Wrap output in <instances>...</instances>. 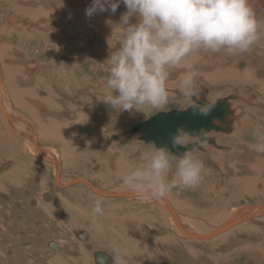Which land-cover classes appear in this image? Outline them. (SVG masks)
Here are the masks:
<instances>
[{
	"label": "rangeland",
	"instance_id": "374dc122",
	"mask_svg": "<svg viewBox=\"0 0 264 264\" xmlns=\"http://www.w3.org/2000/svg\"><path fill=\"white\" fill-rule=\"evenodd\" d=\"M74 1L78 3L77 0ZM52 2L53 1L49 2L46 6L51 12H54ZM125 11V6L121 4L117 12L115 13L116 16L114 14H111L110 12H104L100 14L101 18L96 21L98 14H94L92 17H88L86 16V8H84V10L81 12L82 19H74L75 17L71 16V19L63 21L61 25L62 27L60 28L58 26V21H48V18L45 17L46 12H48L47 10L46 12L42 11V13H36L37 15H31L32 17H37L32 18V21H30L25 16L15 14L12 11H6L0 6V30L3 29L7 33V30H9L10 28L16 29L18 26H25L29 27L32 32L31 35H23L22 39H17L16 34H7L0 36V40L3 44L2 47L7 50L11 48L8 50V54L12 55L13 60V55L16 53L17 58L20 57V60L22 58L25 59L22 66L25 67V77L30 82V84L28 83V86L31 88H36H33L30 92H28L29 99L32 96L31 99L33 101H31V104L33 107L26 106L29 102L26 97L25 102H22L21 106L18 109H13L12 112L17 114V116L21 118L23 122L28 123V128L29 126H31V130L33 131V133H35L36 136L38 149L41 150V152L45 151L51 154L56 159H51V163H48L38 159L37 157H35V155L32 156L29 153H23L24 155L22 156L25 161L29 160L34 162L35 164H33V166L31 167L26 168L25 171L22 172L23 179H26L27 181V183L26 181L24 182L26 183V186H21V183L19 184L17 182L19 184L18 187H13L16 191L10 193L8 190L9 196H4L8 199V201L6 200L5 202V205H7L8 208L7 206H2L1 209H4L6 212L0 210V264H12V262L9 263L8 258L14 257L19 253L26 255L30 252L29 255H32V252L34 251L33 246L38 247L37 250L34 251V253H36L35 256H37L38 258L34 261H31L30 258L24 257L25 261L30 262H26V264H50L54 259H56L55 264H77L78 261H80L81 264H85V262L89 261L87 257H90L92 253L96 251L105 252L114 259L112 243L116 242L119 246L123 245L124 243L122 241L124 238V232L125 236H128L130 238L131 245L128 249H126L128 253L125 250L122 251L123 249H121V252L125 253L124 255L126 259L129 260V264H151L152 262L155 264H201L203 262L205 263V261H203L204 258H199L203 256H207L206 258H210V261L216 263V257H214L215 253H213L212 250L210 251V248L208 249L207 247V243L211 239L197 240L194 238H181L179 236H175L177 241L180 243L191 244V246L195 248L198 244L204 246L205 249L207 247L206 250L202 249V252L201 250L195 248H189L192 251L195 250V252H201L195 259L197 261H193L189 258L186 259L190 255L185 252V255L181 254L179 256L187 255L186 257H175L176 253H171V250L168 249L166 245H161L160 241H157L159 242L160 247L156 244L157 247L155 246V248H153V250L151 251H147L146 246H142L143 244H148V246L154 247L149 241L150 238L155 240L160 237L162 238L163 235H165H161V233L166 230L164 229L165 227L161 226L163 225L162 220L159 221L157 219L161 218L160 216L156 215V213L159 211L158 203L156 205V201H151V203L142 201L140 202V200L138 199L132 201L130 199L126 201L119 199L114 200L112 198H103L99 195H95V193H92L89 188L82 184L74 185L70 188L61 187L75 179L83 178L88 180L90 183H92L93 186L103 192H111L120 189L124 185L122 184V180L120 179L121 176L116 175V171L118 173L120 170H125V168H129L131 170L140 166L143 162L141 160L138 161L139 152L150 150V145L140 141L137 137V134H130V129L132 128V126L145 121L150 116L158 112H166L172 109L184 110L188 107L186 104H181L173 101L164 111H158L148 114L138 113L135 114L137 116L134 115L133 117H131V120H129V118L125 119L122 117L123 115L129 114L128 112L116 113V115L114 116L115 112L112 109L109 110L110 107L101 101L102 97L107 92L104 82L106 81L108 76L106 67L102 63L109 55V47L111 48L114 42H118V36L115 35L116 39L112 36V40L109 41L108 45V40L104 37L102 38V34L100 33L101 30H98V27L94 29L95 35L94 32L88 27L90 24H92L93 27H95L97 24H101L104 26V23L109 25L113 23L115 18L119 23L120 16ZM39 14L41 17L39 16ZM9 18H15V22L13 24L10 23ZM109 19H113V21L111 22V20ZM79 20L81 22L79 24V27L85 24V28L83 29H85L86 32H83L81 28L78 31L74 30L75 34L74 36H71V38H80V35L81 37L85 36L88 42L86 44L87 49H89L91 44L89 43L88 38L91 37L90 40L94 42V39L96 37L99 41V46L97 50L93 48V53L90 51H82L77 59L75 58V56H73L72 53L66 51L65 48L61 49L58 52L53 49L50 42L47 43V41L53 40V36L50 30L45 31L43 29L46 25L56 28V34H60L65 30L66 27L71 26V22ZM36 27L41 28V31H36ZM115 32H119V29H117ZM37 35L41 38H36ZM24 36H26L29 40L31 39V41L25 40ZM78 50L79 48H75V51ZM251 53L256 54L254 52ZM243 55L248 60L242 57L244 58L242 59L244 61V66L240 69L238 68V71L244 70L247 67L245 62L250 61V58L252 57L250 53H244ZM48 56H51V58H49ZM62 56L69 61H79L82 58L84 60H87V58H90V60L97 62L95 66L96 68L99 67L98 70L103 67L104 71L99 70L98 75H94L91 73L92 70H87V66H84L79 70L75 69V71L74 69H71V67H68L66 65L65 59L62 58ZM221 57L222 55L219 57L217 56L216 58L220 60ZM198 58L203 59L202 55L196 58V63H203V60L200 61L198 60ZM231 58L235 59L234 57ZM253 59L257 58L253 57ZM58 60L60 63L58 62ZM259 62V65L263 67L264 63H262L261 61ZM4 64L5 62H3V60H0V73H2V77L0 78V95L2 96V98H10L12 100L11 95L6 90L7 85L5 84V82L7 81V79L5 77V74L3 73L5 72L4 70L6 68V66L4 67ZM61 65H65V69ZM27 67H30V70ZM32 69L34 70L33 72H31ZM86 70L88 75L85 74ZM19 72L21 73V70ZM179 72L180 71L178 70H173V73L176 74V76L170 81H176L177 79H179ZM87 76L89 78V82H87L85 79V77ZM66 77L68 78V80ZM262 78L263 77L257 79ZM200 82L201 81H199L198 84ZM69 88H71L73 91L70 90L68 92ZM169 89L178 91V89H172L170 88V86ZM33 91L34 94L32 93ZM205 91L206 92L203 93L202 96L196 97L198 101H201L202 99L212 103L216 99H220L231 94H235L239 98H244L245 100L241 101L239 99L230 102L232 110L235 111L231 132L209 133V137L214 138L217 145L223 148L217 149V147L213 145L206 144L202 148V151L197 153L199 158L204 161L205 167L210 170L209 173L204 176L202 182L194 188L183 190L173 189L169 193V195L174 196L171 198L173 201L178 202L177 205L180 206L181 204L179 203H182L187 207L189 211L194 210L195 212L193 214L191 213L192 218L201 221L207 219L206 221L209 222V224H213L219 217H221V215L227 214L233 210H240L247 206H264V154L257 153L252 148V145L255 143V140L253 138V130L258 126L264 128V100L260 98L258 93H255L254 87L249 88L242 83L231 84L223 81H210L205 84ZM43 93H45L48 97L45 99L46 104L41 101V107L43 108V110H40L38 113V103L36 102L35 98L37 100L39 98L42 99L40 96L43 95ZM2 98L0 97V99ZM246 99L248 100V104L246 103ZM257 101H259V103H256ZM66 102H71L70 107L71 109L73 107L74 108L72 110L65 108L70 105L65 104ZM250 109L255 110L253 112L249 111V113H246V111ZM110 111L112 115L107 116L108 112ZM52 113L53 116H57L60 119H69L70 117H73L75 121H73L74 123H72V133L70 134V136L68 135V137L64 136L65 139L63 140V142L58 140L56 136L52 137L53 135H51L49 139L42 138L41 132L43 131V128L36 118L39 116V114H41V120H44L47 123L50 122L53 118L51 116ZM245 115H248L250 117V120H246L247 122H249V128L244 129V136L237 141V146H235L233 142L229 143V139H225V137H230L234 134V128L236 129L237 127H239V121L241 120L242 116ZM81 116H83V118H81L82 120L80 119ZM0 117L2 120H4V122L5 120L8 121L7 119H3L4 117L2 115H0ZM90 117H93V119H91ZM8 122L12 123L11 120H9ZM108 123H112L113 126H115V129L103 128V125H107ZM235 123L236 125H234ZM87 124L91 125L94 128V134L92 136L77 135V129ZM68 128H70V126H68ZM19 131L23 132V130L21 129ZM11 135L14 134L11 133ZM15 136L20 137L25 142L28 140L29 146L32 147L30 135L29 137H22L18 135ZM0 137L4 142L5 140H8L7 136H3L1 134V128ZM10 145L12 144L10 143L7 146L9 147ZM243 147H246L249 150L248 154L243 153ZM231 151L233 152L232 154H230ZM116 153L119 154V156L117 157L119 158L117 159V162H119V164L115 165L114 167L122 165V168L120 169L117 167L116 171H111L109 166L108 168H106L105 164H107L110 157H112V155L114 156ZM3 155L4 156L0 155V165H2L3 168V170H0V173L4 171V167L5 169L9 167L10 162L16 164L18 158L17 154L9 155L6 152L3 153ZM43 155L45 156L46 154L43 153ZM104 156H106L107 159H105ZM10 157L14 158V161H11ZM63 159L65 161H63ZM132 160H136V162L134 161L135 164ZM5 164L7 166H5ZM55 165L57 167L59 166V187L54 185V179L57 176L58 169ZM174 171L175 168L173 167V169L169 173V176H171ZM6 172L7 171H5L4 173ZM104 175L108 178H105ZM18 177L19 176H17L16 178ZM37 177H39L38 182L36 180ZM4 179H8V176L0 175V186H2ZM105 181L107 182L105 183ZM101 184H108V186L104 188L103 186H101ZM201 189L206 190L207 192L211 191L212 193L209 192L210 194H206V191L200 192ZM44 194H50L51 199L49 201H45L46 199H43ZM204 195H206L207 199H204L202 197ZM78 199H82V205L80 204ZM53 200H55V202ZM96 200L102 201V206L105 214L103 217L93 218L91 215L92 206ZM29 201H32L33 204H30ZM0 202H3L2 199H0ZM51 203H53L54 206L52 205V207H47ZM173 204L174 207H178L175 203ZM116 206H121L119 208V211H121L122 213L126 212L123 217L117 215V213L119 212L118 210H115L114 207ZM174 207V212L178 214L179 209H176ZM129 209L131 210L130 212H128ZM206 211H208L209 213H204ZM63 214H66L64 218L62 217ZM70 216L71 219L69 220ZM90 218L94 224V228L91 224L93 230H91V227H89L91 221ZM104 219H106V224L103 221ZM60 221L68 222L69 225H67V223L59 224ZM145 221H151L153 223V225H151L153 231L157 232L158 230L160 233L154 235H150L149 233L147 234L144 231V226L148 225ZM256 223V225H250V227L248 226V229H251V231L253 229L256 232L258 231V234H256L254 230L252 231V233L255 232L253 243L259 244L257 250L259 251L258 257L260 258H258V260H255V258L257 257L255 256V251H250V254H252L251 256L249 254H238L239 248L237 247L236 242H234L235 249H233L232 251H235L236 253L230 256L231 258L226 259L219 264H264V240H262L264 239V223ZM223 224L224 222L220 224L218 228L223 226ZM96 225L100 228V235L102 237L98 236ZM87 227L90 231L87 230ZM106 227H108V229ZM167 230L169 231L170 229L167 228ZM78 231H84L87 234L88 239L86 243L82 242L81 239L77 237L76 233ZM154 236L156 237L154 238ZM216 237L217 236H215L214 238L217 239ZM246 237L249 238L250 235ZM92 239L94 240V244L97 243L95 246H93L92 244ZM36 241H38V246L33 244ZM50 244H54L59 250L61 246V253H57L59 252L58 250L54 251V248L50 246ZM175 244L178 245L177 242H175ZM99 245H106L112 252L95 248ZM87 246H90V250L92 251H88L86 249ZM50 249H52V251L55 253L54 255L50 251ZM207 253L210 255H208ZM69 254H72L73 257ZM162 254H167V256L164 257L165 255L162 256ZM141 255L146 257V262H140V260H137V257H140ZM176 255L178 256V254ZM66 259L67 261H65ZM232 259H234L235 262H233ZM90 260L91 264H94L91 257ZM15 262L19 261L15 260ZM17 264H23V261H20V263Z\"/></svg>",
	"mask_w": 264,
	"mask_h": 264
},
{
	"label": "clouds",
	"instance_id": "9594fccd",
	"mask_svg": "<svg viewBox=\"0 0 264 264\" xmlns=\"http://www.w3.org/2000/svg\"><path fill=\"white\" fill-rule=\"evenodd\" d=\"M121 4L126 11L115 25L118 42L109 47L102 63L108 76L101 101L116 113L164 111L176 101L186 104L193 117H208L215 104L195 99L201 75L196 58L238 56L264 38V19L258 17L253 0H92L86 16L115 14ZM111 40L112 35L108 45ZM173 70H181L175 93L169 89ZM208 137L206 128L178 126L166 143L151 142L150 150L139 152L143 163L124 173L122 184L142 202L160 201L173 189L198 186L210 171L197 155ZM253 138V150L264 154V128L254 129ZM91 215H104L101 200L95 201ZM112 251L113 264H128L116 242Z\"/></svg>",
	"mask_w": 264,
	"mask_h": 264
},
{
	"label": "bare ground",
	"instance_id": "6f19581e",
	"mask_svg": "<svg viewBox=\"0 0 264 264\" xmlns=\"http://www.w3.org/2000/svg\"><path fill=\"white\" fill-rule=\"evenodd\" d=\"M51 1H53L52 2V6L54 7V12H51L47 8V6H46ZM77 1H78V3H76L74 0H0V6L2 8H4L6 11H12L15 14H20L21 16H25L30 21H32L31 20L32 18L37 17V16L32 17L31 15H33V14L34 15H37L38 13H40V12L42 13V11H45L46 12V10H47L48 12H46L45 17L48 18V21H53V20L58 21L59 22V25L58 26L61 28L62 27L61 25H62L63 21H65L67 19H71L70 18L71 16L75 17L74 19H76V18L82 19L81 18L82 17L81 12L84 10V8H87L88 6H90V4L92 2V0H84V1L77 0ZM86 1H87V3H86ZM253 3H254V7H255V9L257 11L258 17L261 18V19H264V0H253ZM97 14L98 15H97L96 21H98L101 18V15H100L101 13H97ZM114 15L116 16V14H114ZM39 16H40V14H39ZM42 16H43V14H42ZM10 17H12V16H10ZM33 20H36V19H33ZM109 20H111V22L113 21V19H109ZM9 21H10V23L13 24L15 22V18H9ZM80 23H81L80 20L79 21L71 22V26L66 27L65 30L62 31L60 34H56V31H57L56 28H53L52 26L46 25L45 28H43V29L45 31H49L50 30V32H52L51 34L53 36V40L47 41V43L50 42V44H52L51 46L53 47V49L56 50V51H58V52L61 49L65 48L66 51L72 53L73 56H75V58H77V59H78V57H79V55L81 54L82 51H84V52L90 51V52L93 53V48L97 50L98 49V46H99V44H98L99 41L97 40L96 37L94 39V42H92L90 40L91 37L88 38L89 43L91 44L89 49H87V45L86 44L88 42H87V38L85 36H82L81 37V35H80V38H75V39H72L71 38V36H74V34H75L74 30H77L78 31L81 28V30H83V32H86V30L83 29V28H85V24H83V26H80L79 27V24ZM117 24H118V20L115 18L114 21H113V23H111L109 25L106 24V23H104V26L101 25V24H97L95 27H93V25L90 24L88 28H90L94 32V35H95V30L94 29L98 27V30H101L100 33L102 34V38L104 37V38H106L108 40L109 37L112 35L116 39L115 35H117V36L119 35V32H115L118 29L117 27H115V25H117ZM35 29H36V31H39V30L41 31V28H37L36 27ZM7 31L8 32L6 33L3 29H1L0 30V36L7 35V34H9V35L16 34V38L17 39H22L23 35H31V33H32L31 30L29 29V27H25V26H18L16 29L15 28H10ZM261 31L264 32V27L261 28ZM67 32H68V34H67ZM24 37H25L24 38L25 40H29L26 36H24ZM36 38H41V37H38V35H37ZM29 41H31V39ZM20 42H22V41H20ZM19 45H21V44H19ZM2 46H3V44H2V42L0 40V60H3V62H5L4 67L6 66V68L4 70L5 72H3L5 74L6 79H7V81L5 82V84L7 85L6 90L11 95L12 100L10 98H6V99L5 98H2V96L0 95V97L2 98V99H0V110H1L0 112H2L0 115L3 114L6 117V119L8 121L11 120L12 123L11 122H8L6 120H5V122H6L5 123L4 120H2L1 117H0L1 134L3 136L5 135V136L8 137V140H5V142L0 137L1 148L3 150H7L8 152H11V153L16 150V152L13 153V154H17V156H18L16 163L18 165H20V166H23V167H31V166H33V164H35L34 162L29 161V160L25 161V159L23 158L22 155H24L26 153H29L32 156L35 155V157H37L38 159L49 163L50 162L49 160L55 159V158L51 154H49V153H47L45 151H42L41 152V150L38 149L37 143L35 142V139H34L35 133H33V131L31 130V126H29V128H28V123L23 122L22 119L17 116V114H15L13 112H10V111H7V110H9L10 107L19 108L21 106L22 102H25L26 97H27V99L29 101L26 106L31 107L32 106L31 101H33V100L31 99L32 96L29 99L28 92H30L31 89H33L35 87L31 88V87L28 86V83L30 84V82L25 77V69H24L25 67L22 66L25 59L22 58L20 60V57L17 58V53L15 52L16 54L13 55L14 56L13 57L14 60H13L12 59V55L11 54H8V52H9L8 50L11 49V48H9L7 50V49L3 48ZM75 48H79V50L78 51H75ZM48 51H50V50H48ZM251 52H254L256 54H252ZM249 53H250V55L252 57L250 58V61L245 62V64H246L247 67L244 70H241V71L240 70L238 71V68L240 69V68H242L244 66L243 65V62L244 61L242 59H244V58L247 59L246 57H244L243 54L238 55V56H234L235 59H233V58H231L229 56H226V55H222V57H221L222 60L221 59L219 60L218 58H216L217 56L219 57L221 55H215V56L202 55L203 59L202 58L201 59L198 58V60H200V61L203 60V63H200V64L199 63H196L197 61H195L196 67L199 70V72L201 73V75L199 77V81H201V82L198 84L199 89H200V95L199 96H202V94L206 92L205 91V84L207 82H210V81H213V82L223 81V82H228V83H231V84L232 83H235V84H241L242 83V84H244L245 86H247L249 88L254 87L255 88V93H258L259 96H260V98L262 100H264V66L261 67V65H259L260 64L259 61H261L262 63H264V38H262L256 45H254L245 54H249ZM96 56H97V54H96ZM242 57H244V58H242ZM253 57L254 58L256 57L258 60L257 59H253ZM62 58H64V57L62 56ZM59 60H60V58H59ZM59 60H58V62H59ZM65 63H66V65L68 67H71V69H74V70L75 69L79 70L80 68H82L84 66H87V70H92L91 73L94 74V75H98L99 70L100 71L101 70L104 71L103 67H101L98 70L99 67L96 68V66H95V64L97 62L96 61H93V60H90V58H87V60H84L82 58L79 61H71V60L69 61V60H66L65 59ZM61 66L65 69V65L64 66L61 65ZM27 68L30 70V67H27ZM71 69H70V71H71ZM20 70H21V73L19 72ZM87 70L85 71V74L88 75ZM33 71L34 70L32 69L31 72H33ZM178 71H181V70H178ZM175 76H176V74L173 73V77L172 78H174ZM1 77H2V73H0V78ZM261 77H263V78L262 79H257V78H261ZM85 79H86L87 82H89L88 76L85 77ZM67 80H68V78H67ZM0 82H1V79H0ZM169 86L172 89H178L179 90V79H177L176 81H170L169 82ZM73 88H74V86H73ZM209 88H211V87H209ZM70 90H72V89L69 88L68 89V92ZM170 91L173 92V93L178 92L177 90H170ZM210 91H213V90H210ZM32 93L34 94V91ZM29 95H32V94H29ZM40 97L42 99L39 98L37 100L35 98L36 102L38 103V108H37V112L38 113H39L40 110H43V108L41 107L42 106L41 105V101L45 103V99L48 96L45 93H43V95H41ZM195 99L198 100L197 98H195ZM239 99L241 101H244L245 100L244 98H242V99L239 98L235 94H231V95H227L226 97H223V98H220V99H216L212 103L215 104V103H218V102H222L224 100H227V103L229 104L230 109L232 110L231 105H230V102L231 101H236V100H239ZM199 100H200V98H199ZM247 101L248 100L246 99V103H247ZM200 102H203V103L204 102L211 103V102H208V101L202 100V99H201ZM70 103L71 102H66L65 104H70ZM256 103H259V101H257ZM70 106H71V104L68 107H65V108L71 109ZM110 109L111 108H109V110ZM188 109H189V107H187L184 110H177V111L184 112V111H187ZM173 110H176V109H172V110H169V111H166V112H158V113L150 116L145 121L140 122L138 124L145 123V122H147V121H149L151 119L156 118L160 114H167V113H169V112H171ZM254 110L255 109L247 110L246 113H249V111L253 112ZM234 112L235 111L233 110V116H234ZM109 115H112L111 111L108 112L107 116H109ZM115 115H116V112H115L114 116ZM32 116H31V118H32ZM34 116H35V114H34ZM51 116L53 118L51 119L50 122H47V123H46V121L41 120V114H39V116L37 118L35 117L38 120V122L41 125V127L43 128V131L41 132L42 133V138L49 139L50 136L53 135L52 137L56 136L58 140H60V141L63 142V140L65 139L64 136L68 137V135L70 136V134L72 133V130H73L72 123H74L75 121H74L73 117H70L69 119H60L57 116H53V113L51 114ZM96 116H98V115H96ZM135 116H137V115H135ZM122 117L125 118V119H128L129 118V120H131V117H133V115L127 114V115H123ZM81 118H83V116H81L80 119ZM84 118H87V117H84ZM90 118L93 119V117H90ZM3 119H5V118H3ZM53 120H55V121H53ZM79 120H76V121H79ZM246 120H250V117L248 115L242 116L241 120L239 121V124H240L239 127H237L236 129L234 128V134L232 136H230V137H225V139L226 138L229 139V143H232L233 142L234 145L237 146V141L240 140L244 136V134H245L244 129L245 128H249L248 127L249 122H247ZM254 122H256V121H254ZM232 123H233V117H231V122H229L226 125V129H227L228 132H219V133H229V132H231V130H232ZM138 124H135V125H138ZM135 125H133L132 128L130 129V134H137L138 135L137 129L136 130H133V127ZM234 125H236V123ZM68 126H70V128H68ZM103 128H105V129H115V126H113L112 123H108L107 125H103ZM20 129L23 130V132L22 131H19ZM10 132L12 134H14V135H11ZM211 132H213V131H211ZM215 133H218V132H215ZM15 135H20L22 137L23 136L29 137V135H30L31 136L30 141L32 143V147L29 146V141L28 140H27L28 142L27 141L25 142V141H23V139H21L20 137H16ZM137 137H138V139L140 141L144 142L142 139L139 138V136H137ZM218 137H220V136H218ZM218 137H217V140H218ZM210 138H212V137H210ZM214 141H215V139H214ZM10 143L12 145H10L8 147L7 145H9ZM144 143L150 145L149 143H146V142H144ZM215 144L217 146V149H222L223 148L221 146H218L217 143H216V141H215ZM210 145H212V144H210ZM242 150H243V153L244 154H248L249 153V150L246 147H243ZM144 151H146V150H144ZM43 153L46 154V155L44 156ZM232 153L233 152L231 151L230 154H232ZM108 156H110V155H108ZM118 156H119V154H117V153L114 156L112 155V157H110V159L107 162V164H105L106 165V168H108V166H109V168L111 169V171L112 170H115L116 171V168L117 167L121 169L122 168V165H118V166L114 167L115 165L119 164V162H117V159H119V158H117ZM104 157H105V159H107L106 156H104ZM63 161H65V160L63 159ZM132 161L135 164L136 160H132ZM138 161H140V159ZM56 165H59V164H56ZM58 167L56 166V168H58ZM4 169H5V167H4ZM54 171H55V169H54ZM128 171H130V169L129 168H125V170H120L118 173L116 171V175L122 177V175L124 173L128 172ZM104 177L106 178L107 176L104 175ZM121 177H120V179H121ZM106 182L107 181H105V183ZM59 183L60 182H59L58 176H57L56 184L57 185H60ZM101 186H103L104 188H106V186H108V184H101ZM61 187H63V188H70L71 186H67V184H65V185H63ZM90 191L92 193H95V195H99L100 197H103V198H112L114 200L119 199V200H126L127 201V200H130L131 199V201H132V200L137 199L136 195L135 196H131L130 195V193H133V192L130 191L129 189H127L125 186L121 187L120 189L111 191V192H103V191L97 189L96 187H95V190L94 191L91 190V189H90ZM203 191H206V190L201 189L200 192H203ZM209 192H211V191H208L206 194H210ZM125 193H128L129 195L127 197H125V198H122V197L119 196V194H125ZM1 195H3V194L0 193V196ZM171 197H174V196H170L168 194L167 198H165L163 200H160V201H156V205L158 203V208H159V211H160V212L158 211L156 213V215L160 216V218H161V219H159V218H157V219L159 221L162 220L163 225H161V226L165 227L164 229L166 230V231H163L161 233V235L165 234L166 236L163 235L162 238L160 237V238L155 239V240L150 238L149 241L151 242V244L154 247H150V246H148V244L147 245H145V244H143V245L142 244H139V245H142V246H146V250L147 251L148 250H150V251L153 250V248H155L156 244H157V246L160 247L159 242H157V241H160L161 245L164 244V245L167 246L168 249L171 250V253L175 252L176 254H178V256L175 254V257H177V258L178 257H181V258L186 257L187 255L186 256H179L181 254L183 255L184 252H185V253H187V254L190 255L186 259L189 258V259H191L193 261H197V260H195L197 258V255H199L203 250H206L207 247H208V249L210 248V251L212 250L213 253H215V256L214 257H216L215 258L216 263L219 264L220 262H222V261H224L226 259L231 258L230 256H232V255H234L236 253L235 251H232L233 249H235L234 242H236L237 247L239 248L238 254H240V255L249 254L251 256L252 254H250V253L252 251H255L254 252V253H256L255 256H257L255 258V260L256 259L258 260V258H260V257H258L259 251L257 250L259 244L253 243V238L255 236L254 234H255L256 231L253 229L255 232L252 233L253 230L251 231V229H248V226L250 227V225H256L257 224L256 222H258L259 224L264 223V206H256V207H249V206H247V207H244V208H242L240 210H233V211H231V212H229L227 214L221 215V217H219L217 219V221L214 222L215 224L214 223L213 224H211V223L209 224V222L206 221L207 219L201 221V220H198V219L196 220V219L192 218L191 215L195 211L193 209H192L193 211H189L187 209V207L184 204H182V203H179V204H181L180 206L177 205L178 202L177 201H173ZM202 197L204 199H207L206 195H204ZM53 201L55 202V200H53ZM78 201L80 202L81 205L83 204L81 202L82 199H78ZM149 202H151V201H149ZM173 203H175L178 207H174V204ZM52 205L54 206V204L51 203L47 207H52ZM2 206H7V205L0 204V210L1 211L2 210L5 211L4 209H1ZM120 207L121 206H116L114 208H115V210H118L119 213H122L121 211H119V208ZM173 207L176 208V209L177 208L179 209L178 214H176L174 212ZM130 211L131 210L129 209L128 212H130ZM119 213H117V215L118 216H121V217H123L126 214V212H124L122 214H119ZM204 213H209V212L206 211ZM65 215L63 214L62 217L64 218ZM103 216H101V217H103ZM197 216H199V215H197ZM262 216H263V218H262ZM70 219H71V216H70L69 220ZM90 220H91V218H90ZM208 220H210V219H208ZM103 221L106 224V219H104ZM253 221H255V222H253ZM259 221H261V222H259ZM80 222H82V221H80ZM145 222L148 224L147 226H144L145 227L144 228V231L147 234L149 233L150 235L151 234L154 235V234L160 233L158 230H157V232L153 231V228L151 227V225H153V223L151 221H145ZM223 222H224L223 226H221L220 228H218V226H220V224H222ZM61 223H67V225H69L68 222H61L60 221L59 224H61ZM91 224H92V226L94 228V224H93L92 220L90 221V226L89 227H91L90 229L93 230ZM228 225H230V226L233 225V226L230 227L229 230L228 229L225 230L226 232L225 231H223V232H219L218 231V229H221L224 226H228ZM75 228H78V227H75ZM96 228L98 230L97 231L98 232V236L102 237L100 235V228L97 227V225H96ZM106 228L108 229V227H106ZM167 228H169L170 230L168 231ZM0 230H1V227H0ZM87 230H89L88 227H87ZM257 232H256V234H258ZM213 234L215 236H217L216 237L217 239L214 238L215 236L212 237ZM260 234H261V232H260ZM76 235H77V237H79V239H81L82 242H85V243L87 242V239H88L87 238V234L84 231H78L76 233ZM248 235H250L249 238L246 237ZM175 236H179L181 238H184V237L185 238H194V239H197V240H209V239H211V240H209V242L207 243L206 249H205L204 246L199 245V244L195 248V247H192L191 244H186V243H180V242H178ZM155 237L156 236H154V238ZM262 240H264V239H262ZM122 242L124 244L123 245H120V249H123L122 251L125 250L127 252L126 249H128L131 244H130V238L128 236H125V232H124V238H123V241ZM175 242H177L178 245H176ZM33 244L36 245V246L39 245L38 244V241L34 242ZM92 244H93V246H95L97 243L94 244V240H93L92 241ZM50 246H52L53 248L56 249V246L54 244H50ZM181 246L184 247L185 249L182 248ZM37 248L38 247L33 246L34 251H36ZM69 248H71V247H69ZM95 248L102 249L103 251L112 252L106 245L105 246L99 245L98 247H95ZM172 248H175V249H172ZM189 248H195V249L201 250V252L200 251L195 252V250L192 251ZM86 249L88 251H90L91 248H90V246H87ZM229 249H231V250H229ZM34 251L32 252V255H29L30 252H29V254H26V255L19 253V254H17L14 257L8 258L9 259V263L12 262V264H14V263L17 264V263H20V261L21 262L23 261V264H26V262H29V261H25L24 260V257H28V258L31 259V261H34L35 259L38 258L37 256H35L36 253H34ZM123 254H125V253H123ZM69 255L72 256V254H69ZM164 255L165 254H162V256H164ZM208 255H210V254H208ZM95 256L107 257L108 258V263L109 264H113V258H111V256L109 254L105 253V252L96 251V252H93L92 253L93 263L94 264H97L96 263ZM166 256H167V254L164 257H166ZM103 257H101L102 261H104V258ZM206 257L207 256H205V257L204 256L203 257H199L201 259L204 258L203 261H205V263L203 262L201 264H213V263L216 264L215 262L210 261V258H206ZM167 259H168V257H167ZM15 260H17L19 262H15ZM137 260L138 261L140 260V262H146L147 259H146L145 256H142L141 255L140 257H137ZM65 261H67V259ZM232 261L235 262L234 259H232ZM55 262H56V259L52 260V262L50 264H55ZM78 262H80V261H78ZM127 262L129 264V260H127ZM190 263H192V262H190ZM256 263H257V261H256ZM85 264H87V263L85 262ZM153 264H155V263H153Z\"/></svg>",
	"mask_w": 264,
	"mask_h": 264
},
{
	"label": "water",
	"instance_id": "95a60500",
	"mask_svg": "<svg viewBox=\"0 0 264 264\" xmlns=\"http://www.w3.org/2000/svg\"><path fill=\"white\" fill-rule=\"evenodd\" d=\"M231 117H233V110L230 109L227 100H224L222 102L215 103V108L208 117H193L191 115L190 108L184 112L173 110L167 114H160L156 118L145 123L135 125L133 130L137 129L139 138L144 142L149 144H151V142H155L159 146L162 143H166L169 133L175 132L176 128L180 125H186L189 129L197 130L203 127L209 130V132H228L226 125L231 122ZM76 134L80 136H92L94 134V129L92 126L87 124L77 129ZM208 144L216 146L214 139L210 137H208ZM180 151H184V149H181ZM200 151H202V149ZM58 175L59 169L57 171V176ZM79 184L84 186L87 185L91 190H95L92 183L83 178L75 179L67 183V186ZM128 193L119 194V196L125 198L129 195ZM130 195L135 196L134 193H130ZM233 225L224 226L223 228L218 229V231L223 232ZM213 236L215 235L213 234L212 237ZM101 257L103 256H95L97 264H109L107 257H103L104 261H102Z\"/></svg>",
	"mask_w": 264,
	"mask_h": 264
},
{
	"label": "crops",
	"instance_id": "0c3cea01",
	"mask_svg": "<svg viewBox=\"0 0 264 264\" xmlns=\"http://www.w3.org/2000/svg\"><path fill=\"white\" fill-rule=\"evenodd\" d=\"M49 58H51V56H48ZM13 109H18V108H15V107H10L9 108V110H7V111H10V112H12V110ZM1 111V110H0ZM2 113V112H1ZM3 115V114H2ZM4 116V115H3ZM4 118L6 119V117L4 116ZM28 130V129H27ZM29 132V131H28ZM18 136H20V135H18ZM35 136V135H34ZM35 142H36V136H35ZM37 143V142H36ZM8 153L9 155H11V154H13L14 152H16V150L15 151H13L12 153L11 152H8L7 150H3L2 148H1V144H0V155L1 156H4L3 155V153ZM1 158H3V157H1ZM2 160V159H1ZM10 160L11 161H14V158H12V157H10ZM10 164V166H9V168H8V170H7V172L6 173H4V176H8V179H4L3 180V183H2V186H0V192L3 194H5V195H7V196H9L8 195V190H9V192L10 193H13V191H16L13 187H18V185L21 183V186H26L25 184L27 183V181H26V179H23V177H22V172H24L25 171V169L26 168H28V167H23V166H20V165H18L17 163L16 164H13V163H9ZM3 170V168L1 167V165H0V170ZM20 173V174H19ZM2 176H3V174H2ZM17 176H19L18 178H16ZM37 182H38V180H39V177H37ZM26 181V183H24ZM19 184H18V183ZM1 184V183H0ZM23 184V185H22ZM28 185V184H27ZM3 195H1L0 196V199H2V203L0 202V204H5V202H6V200L8 201V199L6 198V197H2ZM10 200V199H9ZM29 203H30V201H29ZM8 204V203H7ZM7 208H8V206H7Z\"/></svg>",
	"mask_w": 264,
	"mask_h": 264
},
{
	"label": "flooded vegetation",
	"instance_id": "af4514ba",
	"mask_svg": "<svg viewBox=\"0 0 264 264\" xmlns=\"http://www.w3.org/2000/svg\"><path fill=\"white\" fill-rule=\"evenodd\" d=\"M10 163H12V162H10ZM5 166H7L6 164H5ZM9 166H10V164H9ZM56 166V165H55ZM1 167H2V165H1ZM8 168L9 167H7L6 169H4V171L3 172H1L0 173V175H2L5 171H7L8 170ZM10 169V168H9ZM9 171V170H8ZM57 171H58V169H57ZM3 176H4V174H3ZM56 179H57V176L55 177V179H54V185L55 186H57V187H59L57 184H56ZM58 180H59V175H58ZM61 188V187H60ZM3 196H5V194L3 193ZM44 198H46L47 200H45V201H49L50 199H51V197H50V194H44V196H43V199ZM30 204H33V202L31 201L30 202ZM63 216V215H62ZM23 247H26V246H23ZM54 251H59V252H57V253H61V246H60V250L59 249H53ZM50 251L53 253V255L55 254L53 251H52V249H50ZM90 251H92V250H90ZM91 258H92V255L90 256ZM90 257L88 256L87 258L89 259V261L88 262H86L87 264H91V260H90ZM83 258V257H82ZM112 258V257H111ZM92 262H93V260H92ZM75 263V262H74ZM76 264V263H75ZM77 264H80V262H78Z\"/></svg>",
	"mask_w": 264,
	"mask_h": 264
}]
</instances>
